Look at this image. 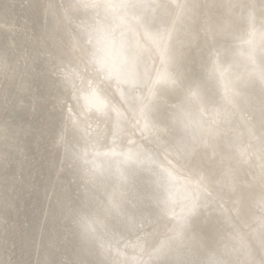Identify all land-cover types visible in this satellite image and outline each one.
<instances>
[{"label": "bare ground", "instance_id": "6f19581e", "mask_svg": "<svg viewBox=\"0 0 264 264\" xmlns=\"http://www.w3.org/2000/svg\"><path fill=\"white\" fill-rule=\"evenodd\" d=\"M0 264H264V0H0Z\"/></svg>", "mask_w": 264, "mask_h": 264}]
</instances>
